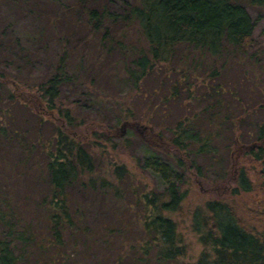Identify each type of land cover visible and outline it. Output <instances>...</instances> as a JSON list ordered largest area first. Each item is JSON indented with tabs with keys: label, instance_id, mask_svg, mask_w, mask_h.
Returning a JSON list of instances; mask_svg holds the SVG:
<instances>
[{
	"label": "trees",
	"instance_id": "1",
	"mask_svg": "<svg viewBox=\"0 0 264 264\" xmlns=\"http://www.w3.org/2000/svg\"><path fill=\"white\" fill-rule=\"evenodd\" d=\"M4 2L16 19L40 12L33 0ZM251 11L264 19V0H74L47 17L50 34L44 28L31 37L42 45L49 36L63 48L42 78L31 77L34 63L12 25L0 34V264H179L186 247L170 214L185 193L171 173L193 169L224 184L235 149L258 172L251 179L239 167L227 196L194 208L190 231L202 251L190 264H264V205L245 216L230 200L264 197V48L245 56L256 27ZM245 57L258 79L228 81L227 69ZM198 78L206 91L195 95ZM242 83L251 90L247 100ZM64 88L112 105L113 123L100 136L91 131L90 143L78 136L84 122L61 96ZM170 101L181 115L158 110ZM140 123L151 128L139 138L152 150L143 166L162 178L163 191L137 183L146 173L136 159L142 175L123 164L99 168L105 154L97 139L117 152L112 141Z\"/></svg>",
	"mask_w": 264,
	"mask_h": 264
},
{
	"label": "rangeland",
	"instance_id": "2",
	"mask_svg": "<svg viewBox=\"0 0 264 264\" xmlns=\"http://www.w3.org/2000/svg\"><path fill=\"white\" fill-rule=\"evenodd\" d=\"M73 1L74 0H33V5L40 11L38 12L39 15L36 16L35 19L24 17L21 19H16L12 14L13 10L10 7V3L4 2L2 7L0 6V34H8V27L10 24L12 25L11 32L14 37H17L19 39V47L21 48V50L27 49L29 51L28 59H30V61H33L34 63L28 69L29 71H31L32 78H42L43 74L47 75L51 69L50 62L54 61L55 56L59 55L62 52L63 48L56 44V42H51L49 36H47L46 38V41L44 43L45 45L32 42L31 37L33 36V34H36L39 29L46 28L45 21L47 17L54 16V14H56L61 7H66L67 5L72 4ZM114 1L120 3L123 0ZM250 14L255 21L256 27L253 36V45L251 48H248L246 50L245 56H250L255 52L258 53L264 48V19L257 12L251 11ZM62 29L64 30V28ZM49 31L50 30L46 28L45 34L48 35ZM116 58L117 56L113 54L111 55L110 59L115 60ZM252 62L248 64V61L245 57V59L240 61L239 65H234V67L227 69V80L233 82L236 81L238 77L244 78L243 76L246 75L249 80L253 81L255 68H253L254 66ZM254 79H258V75ZM192 82V87H194L192 88V93H194L195 95L204 93L206 91L204 85H200L202 82L200 78L193 79ZM236 85L237 84H232L229 86H231L233 89ZM241 85L242 86L241 90L239 91V95L242 97V99L245 100L247 98V94H251L249 93L251 90L248 89L246 83L245 85H243V83ZM104 86L105 85H103L102 87L105 89V93L103 94L106 95V92H108L109 94L113 95L114 91H111L108 87L105 88ZM116 88L119 89L118 92H116V95L118 96L120 92V95L123 97V88ZM221 90L222 89L217 91V89H213L212 94L217 95L219 94V91L221 93ZM229 90L230 89L228 88V91ZM262 92L264 93V90H262ZM72 93L73 91L71 89L64 88L61 92V96L65 97L66 101L73 103V107L76 109L73 115L75 114L74 116H78L79 120L83 119V126L81 125L77 129L78 136L82 138V140H87L91 137V131H95L100 136V134L105 130V127H103V125L106 126V122L108 123V125H111V123H113V119L110 113L112 105L110 103L108 104L104 101H101L103 105L96 106V104L94 103V99L91 100L88 96H79ZM151 94L152 92L149 94H145L143 95V98L146 99L147 97H152ZM181 94L182 93H180V95ZM204 100L205 98L202 99V102L193 100L192 110L195 109L196 103H198L199 107H201V105L204 104ZM177 105L178 103H172L170 101L167 107H162V109L158 108V110L166 111L167 108H170V113L178 116L181 115L182 110ZM188 107L190 108V106ZM182 108L184 107L182 106ZM195 113H198V107L196 108ZM259 117L263 120V114H261V116ZM147 131L151 132V128L144 125V123H140L137 127L134 128L133 131H124L123 137L115 138L112 141V143H114L118 149L117 152L111 150L106 142H100V139H97V141L99 142H93V151L97 150L95 148V143L97 142L102 145V149L105 154V156L101 158L102 162H104L99 163V168L102 169L101 172L106 173V171L108 170L105 169L107 167L106 164L112 163V165L123 164L131 174H134L135 171L138 172V174H141V171L139 169H136L137 165L134 166V160L136 159L140 161L142 163L141 165L143 166V163L147 162L148 158L151 157L150 155H152L151 148L139 139L140 137H146ZM165 135H167V137L169 136L167 133ZM90 140L88 139L89 143L91 142ZM251 142H247V145H245L246 143H244L243 145L245 146H243V149H245L246 151H250V148H252L253 146V143ZM156 157L165 162L167 166H171L170 164H168L167 160L164 159V157L162 158L161 155L156 153ZM203 161V159L201 160V156L196 159L197 164L203 165ZM229 161L231 168L229 167L230 169L228 171L226 179L227 183L225 182L224 184L223 181L218 178V175L217 177H215L212 174H205V177L201 178L194 175L193 172L195 171L193 169H174V172L171 173L170 181H173L174 183H176V185L180 186V193H185V198L181 204L180 209L175 213L170 214V218L176 223L180 237L186 247V253L184 257L179 260V264H190L195 262L202 251V247L197 241V238L190 231V219L194 208L200 206L202 202L207 199H215L219 195L227 196L234 186L231 179L234 177V172H236L239 167L244 166L249 178L251 179H254V174L258 172L257 163H254V161L252 160L245 159L242 154L237 151V149H235L231 153ZM212 168L215 169V171L218 169V167L215 165H213ZM141 169H143V172L146 173V176L141 174L142 177H140L139 175L140 180H137V183H139L140 186L144 187L146 192L150 189H153L155 191H163V189L165 188V183L162 178L154 174L152 170H147L145 166H143V168L141 167ZM227 188L228 191L226 192ZM230 200L231 204L238 210V212L244 214L245 216L246 211L251 212V214H257L259 212V209H261L264 205V197L262 196V194H252L245 196L239 195L238 198Z\"/></svg>",
	"mask_w": 264,
	"mask_h": 264
}]
</instances>
